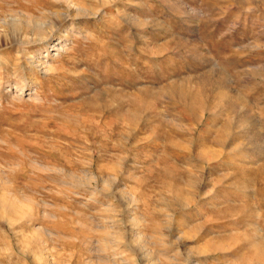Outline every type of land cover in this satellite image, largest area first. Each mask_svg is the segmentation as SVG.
I'll list each match as a JSON object with an SVG mask.
<instances>
[{"label": "rangeland", "instance_id": "1", "mask_svg": "<svg viewBox=\"0 0 264 264\" xmlns=\"http://www.w3.org/2000/svg\"><path fill=\"white\" fill-rule=\"evenodd\" d=\"M0 264H264V0H0Z\"/></svg>", "mask_w": 264, "mask_h": 264}, {"label": "bare ground", "instance_id": "2", "mask_svg": "<svg viewBox=\"0 0 264 264\" xmlns=\"http://www.w3.org/2000/svg\"><path fill=\"white\" fill-rule=\"evenodd\" d=\"M69 2V1H68ZM70 7L68 8L69 12H74L75 14L78 13L81 8L76 5L74 2H71L70 3ZM73 5V6H72ZM82 12V11H81ZM44 17H49V15H46ZM52 17H56V18H53L51 21H45L44 19H37V20H33L32 22H26L24 23L21 27L22 31L20 33L22 34H28L30 35V32L31 33H37V35L42 38L45 36V38L50 35L52 33L53 30H50V29H54L55 27H57L64 19L65 17H68V16H64V13L61 11V12H54ZM13 18V17H12ZM49 19V18H48ZM12 21H16V19L13 18ZM60 26V25H59ZM51 27V28H50ZM21 34V35H22ZM27 34V35H28ZM36 35V34H35ZM38 38V37H37ZM48 38V37H47ZM39 40V39H38ZM55 39H51L49 41H47L46 43H52ZM54 43V42H53ZM57 45V44H55ZM53 45V47L55 46ZM60 45V44H59ZM58 45V46H59ZM60 48V47H59ZM54 49V48H53ZM55 50H58V51H61L63 49H55ZM59 53V52H58ZM55 54V53H54ZM56 55V54H55ZM33 62V61H32ZM114 104V103H113ZM237 107V106H236ZM103 110V109H102ZM131 111V110H130ZM132 112V111H131ZM138 113L137 112V117H138ZM125 114V113H124ZM123 115V114H122ZM114 116V115H113ZM117 121V120H116ZM119 125V124H118ZM123 127V126H122ZM96 131V130H95ZM79 137V136H78Z\"/></svg>", "mask_w": 264, "mask_h": 264}]
</instances>
